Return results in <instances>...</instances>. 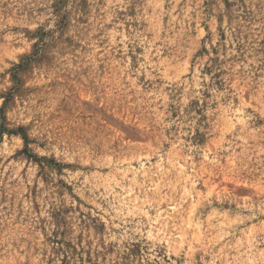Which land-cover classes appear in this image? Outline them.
Segmentation results:
<instances>
[{"label":"rangeland","instance_id":"374dc122","mask_svg":"<svg viewBox=\"0 0 264 264\" xmlns=\"http://www.w3.org/2000/svg\"><path fill=\"white\" fill-rule=\"evenodd\" d=\"M0 264H264V0H0Z\"/></svg>","mask_w":264,"mask_h":264}]
</instances>
